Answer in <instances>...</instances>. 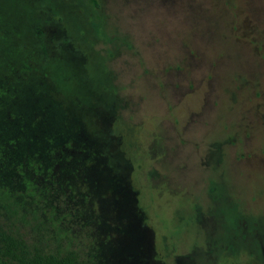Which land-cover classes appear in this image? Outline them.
I'll return each instance as SVG.
<instances>
[{"label":"rangeland","instance_id":"374dc122","mask_svg":"<svg viewBox=\"0 0 264 264\" xmlns=\"http://www.w3.org/2000/svg\"><path fill=\"white\" fill-rule=\"evenodd\" d=\"M35 3L85 53L77 69L51 58V94L69 118L80 103L84 125L120 140L138 197H90L76 222L68 198L8 197L29 191L31 171L6 149L0 120V218L10 208L28 239L64 236L102 264H264V0ZM110 92L113 110L88 120Z\"/></svg>","mask_w":264,"mask_h":264},{"label":"trees","instance_id":"16d2710c","mask_svg":"<svg viewBox=\"0 0 264 264\" xmlns=\"http://www.w3.org/2000/svg\"><path fill=\"white\" fill-rule=\"evenodd\" d=\"M35 1L0 0V120L5 127L1 134L6 137V149L31 171L29 191L8 197H60L62 202L68 198L66 215L73 222L82 212H91L90 197H121L136 206L132 167L120 151V140L93 122L84 125L80 103L74 105L76 116L69 118V110L61 108L51 94L49 84L57 80V66L51 58L69 55V69H77L85 53L66 39L62 20L53 22L51 9L45 6L49 12L42 11ZM106 86L110 88L104 85L105 92ZM92 96L89 93V99ZM95 99L88 105V120L95 110H113L111 92L109 99ZM42 201L45 207L52 206L51 198ZM131 210L136 225L137 216ZM128 216L123 215L129 220ZM18 219L10 208L8 216L0 218V264H102L84 248L64 247V236L55 246L33 242L21 233ZM85 227L81 230L88 233Z\"/></svg>","mask_w":264,"mask_h":264}]
</instances>
